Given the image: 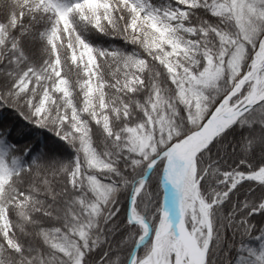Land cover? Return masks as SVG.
Here are the masks:
<instances>
[{
	"label": "snow or ice",
	"instance_id": "1",
	"mask_svg": "<svg viewBox=\"0 0 264 264\" xmlns=\"http://www.w3.org/2000/svg\"><path fill=\"white\" fill-rule=\"evenodd\" d=\"M0 264H264V0H0Z\"/></svg>",
	"mask_w": 264,
	"mask_h": 264
},
{
	"label": "trees",
	"instance_id": "2",
	"mask_svg": "<svg viewBox=\"0 0 264 264\" xmlns=\"http://www.w3.org/2000/svg\"><path fill=\"white\" fill-rule=\"evenodd\" d=\"M24 131L30 134V138L33 142L36 141L43 142L46 138V134L42 129H33L31 126H28L27 128H24Z\"/></svg>",
	"mask_w": 264,
	"mask_h": 264
}]
</instances>
